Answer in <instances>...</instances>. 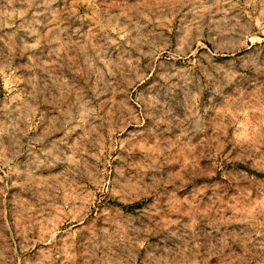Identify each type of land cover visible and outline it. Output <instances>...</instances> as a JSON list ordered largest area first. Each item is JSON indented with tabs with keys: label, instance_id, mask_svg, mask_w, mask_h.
Segmentation results:
<instances>
[{
	"label": "rangeland",
	"instance_id": "374dc122",
	"mask_svg": "<svg viewBox=\"0 0 264 264\" xmlns=\"http://www.w3.org/2000/svg\"><path fill=\"white\" fill-rule=\"evenodd\" d=\"M0 264H264V0H0Z\"/></svg>",
	"mask_w": 264,
	"mask_h": 264
},
{
	"label": "bare ground",
	"instance_id": "6f19581e",
	"mask_svg": "<svg viewBox=\"0 0 264 264\" xmlns=\"http://www.w3.org/2000/svg\"><path fill=\"white\" fill-rule=\"evenodd\" d=\"M204 45V44H203ZM218 49V48H217ZM247 49V48H246ZM215 50V49H214ZM226 50V49H225ZM237 50L238 49H234V50H232V51H230V53H232V54H235V53H237ZM242 50V49H241ZM217 51V50H216ZM239 51V50H238ZM216 53V52H215ZM242 53V52H241ZM245 53V52H244ZM240 54V53H239ZM218 55V54H217ZM241 55V54H240ZM234 56V55H233ZM237 58V57H236ZM245 58V57H244ZM233 60V59H232ZM236 60V59H235ZM238 165V164H237ZM244 167V166H243ZM245 168V167H244Z\"/></svg>",
	"mask_w": 264,
	"mask_h": 264
}]
</instances>
